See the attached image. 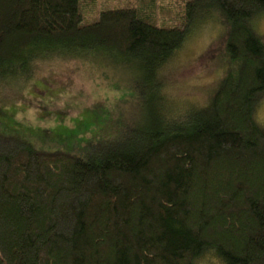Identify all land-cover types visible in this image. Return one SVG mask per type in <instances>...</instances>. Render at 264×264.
Instances as JSON below:
<instances>
[{"label": "trees", "instance_id": "trees-1", "mask_svg": "<svg viewBox=\"0 0 264 264\" xmlns=\"http://www.w3.org/2000/svg\"><path fill=\"white\" fill-rule=\"evenodd\" d=\"M212 14L227 62L183 108L167 72ZM262 14L264 0H0V107L54 62L126 63L150 94L139 129L90 152L37 150L0 123V264H264Z\"/></svg>", "mask_w": 264, "mask_h": 264}, {"label": "rangeland", "instance_id": "rangeland-1", "mask_svg": "<svg viewBox=\"0 0 264 264\" xmlns=\"http://www.w3.org/2000/svg\"><path fill=\"white\" fill-rule=\"evenodd\" d=\"M213 15L194 24L190 39L167 72L169 97L180 107L204 105L222 78L226 28ZM254 28L264 39V14L256 18ZM123 67L126 74L109 75L103 67L80 61L49 64L22 97L1 105L0 123L7 133H21L43 151L58 145L66 152H90L109 136L134 132L144 124L150 94L140 88L126 63ZM257 117L264 123V98Z\"/></svg>", "mask_w": 264, "mask_h": 264}]
</instances>
